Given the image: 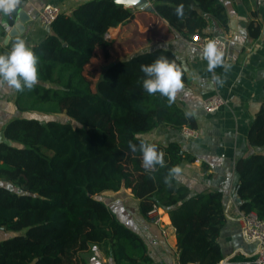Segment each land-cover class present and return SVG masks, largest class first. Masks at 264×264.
Segmentation results:
<instances>
[{
  "label": "trees",
  "instance_id": "trees-1",
  "mask_svg": "<svg viewBox=\"0 0 264 264\" xmlns=\"http://www.w3.org/2000/svg\"><path fill=\"white\" fill-rule=\"evenodd\" d=\"M180 4L182 19L175 13ZM150 10L186 39L204 33L209 16L221 25L227 22L221 0H154ZM133 18L131 8L114 0H88L61 12L31 47L39 57V82L33 90L15 92L16 108L63 114L74 122L26 116L4 126L0 230L13 234L0 240V264H87L83 253L91 246L114 264H156L141 236L99 198L121 188H130L141 214L153 205L168 211L179 264L223 259L218 240L226 222L222 191L191 195L170 177L171 169L193 160L176 141L159 144L141 137L164 153L165 166L155 170H145L142 154L129 148V141L139 144L137 133L161 125L196 128L194 115L176 101L169 104L142 87L140 65L163 55L180 66L174 52L157 47L134 53L109 63L96 80L87 67L98 47L108 57L107 30ZM246 140L263 152L235 162L238 208L264 219V100Z\"/></svg>",
  "mask_w": 264,
  "mask_h": 264
},
{
  "label": "crops",
  "instance_id": "crops-1",
  "mask_svg": "<svg viewBox=\"0 0 264 264\" xmlns=\"http://www.w3.org/2000/svg\"><path fill=\"white\" fill-rule=\"evenodd\" d=\"M86 1L23 0L15 11V18L22 9L30 19L25 23V30L13 36H9V31L15 19L10 23L6 15L0 14V54L9 52L17 39L24 40L31 48L50 32L49 27H43L38 20V13L45 4L57 5L61 12L70 13ZM221 1L227 15L226 25L209 16L204 33L225 35L229 39V48L222 64L212 72L207 70L208 63L202 53L149 9L131 8L134 12L132 20L109 28L105 33V38L110 41L108 57L98 60L103 70L109 63L143 50L162 47L174 52L184 72V88L177 93L175 101L194 115L196 128L192 130L195 134L186 137L184 128L176 130L161 125L141 137L159 144L176 141L193 157L192 161L184 160L178 166L180 172L175 175L177 182L188 187L191 195L222 191L226 222L218 239L223 253L218 264H253L256 243L244 239L236 214L239 209L236 201L238 176L234 165L239 157L263 152V149L248 145L246 134L264 100V0ZM153 18L157 19L156 23ZM146 33L147 38L140 40V35ZM116 46L120 47L119 55L114 53ZM99 50L101 48H96L91 62L96 60ZM90 63L87 67L94 70L95 64ZM15 92V89L0 88V141L5 140L3 128L9 120L39 113L20 112L14 104ZM211 95H220L225 104L215 112L207 113L202 109V103ZM99 198L122 223L141 236L156 264H179L168 211L159 208L162 221L159 224L149 222L146 215L140 213L139 202L133 198L130 188L104 191ZM11 234L0 230V240ZM83 257L87 264H114L95 246L83 253Z\"/></svg>",
  "mask_w": 264,
  "mask_h": 264
},
{
  "label": "clouds",
  "instance_id": "clouds-1",
  "mask_svg": "<svg viewBox=\"0 0 264 264\" xmlns=\"http://www.w3.org/2000/svg\"><path fill=\"white\" fill-rule=\"evenodd\" d=\"M20 4L21 0H0V14L10 16ZM175 13L182 19L184 5H178ZM201 55L208 63L209 72L222 64L223 52L215 40H210L204 45ZM38 64L39 57L34 51L24 40L17 39L9 52L0 54V88L7 87L18 92L33 90L39 82ZM140 70L145 76L143 90L149 95L159 93L168 99L169 104L175 101L177 93L184 88L182 67L166 56L160 55L150 64H141ZM134 139L138 140L139 144L129 141V148L133 153L139 151L142 154V166L145 170H155L157 165L165 166L164 153L158 151L155 144L144 141L140 133H137ZM179 172V167H174L170 170V177ZM169 178H166V182Z\"/></svg>",
  "mask_w": 264,
  "mask_h": 264
},
{
  "label": "built area",
  "instance_id": "built-area-1",
  "mask_svg": "<svg viewBox=\"0 0 264 264\" xmlns=\"http://www.w3.org/2000/svg\"><path fill=\"white\" fill-rule=\"evenodd\" d=\"M60 13L61 9L57 5L47 3L40 9L38 20L43 27H50ZM7 17L13 21L15 19V11ZM210 40L217 42V46L223 52V56L227 54L229 39L223 34L194 33L189 37L188 42L202 53L204 45ZM224 104L225 100L220 95H211L203 101L202 109L207 113H212ZM183 134L186 137H190L195 132L192 129L184 128ZM159 208L153 205L152 209L147 212L146 218L149 222L159 224L162 221ZM236 214L244 239L256 243L253 264H264V219L258 217L254 211L244 212L237 209Z\"/></svg>",
  "mask_w": 264,
  "mask_h": 264
},
{
  "label": "water",
  "instance_id": "water-1",
  "mask_svg": "<svg viewBox=\"0 0 264 264\" xmlns=\"http://www.w3.org/2000/svg\"><path fill=\"white\" fill-rule=\"evenodd\" d=\"M116 3L122 4L125 7H129L135 10H150L153 6L154 0H114ZM30 19V17L25 13L24 10H18L16 18L14 20L13 26L9 31V36L18 35L25 30V23ZM237 202L240 199L237 197Z\"/></svg>",
  "mask_w": 264,
  "mask_h": 264
},
{
  "label": "rangeland",
  "instance_id": "rangeland-1",
  "mask_svg": "<svg viewBox=\"0 0 264 264\" xmlns=\"http://www.w3.org/2000/svg\"><path fill=\"white\" fill-rule=\"evenodd\" d=\"M156 18H153V21L156 23ZM154 27V26H153ZM156 29V28H155ZM154 30V29H153ZM150 34H154V33H152V30L150 31ZM147 33L146 34H141L140 35V40H142L143 38H147ZM120 47L119 46H116V48L114 49V53H116L117 55H119V53H120ZM116 56V55H115ZM99 57L101 58V57H103L104 58V56L102 55V51L101 50H99V52L97 53V56H96V60H94L93 62H91L90 63V65H93V64H95V69L94 70H92V71H95V73H94V80H96L98 77H99V74H97V71L98 72H102L103 70H102V67L100 66V64H99ZM105 59V58H104ZM100 72V73H101ZM31 114H28V116H30ZM33 116H36V117H38L39 119H41V120H46V119H48V118H54V119H58V120H62V121H65V120H67V119H69L67 116H65V115H63V114H42V113H34V114H32ZM31 115V116H32ZM69 120H71V119H69ZM72 122H74L73 120H71Z\"/></svg>",
  "mask_w": 264,
  "mask_h": 264
}]
</instances>
